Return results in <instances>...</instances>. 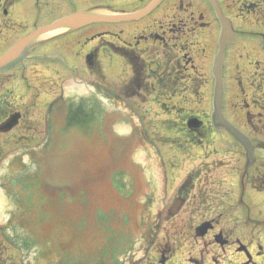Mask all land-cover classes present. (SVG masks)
<instances>
[{
    "label": "flooded vegetation",
    "instance_id": "flooded-vegetation-1",
    "mask_svg": "<svg viewBox=\"0 0 264 264\" xmlns=\"http://www.w3.org/2000/svg\"><path fill=\"white\" fill-rule=\"evenodd\" d=\"M20 2V0H0V56L10 50L22 37L37 27L44 26L37 25L33 21H20L18 11ZM218 2L224 13L233 21L234 40L237 41L239 37L249 39L252 37L253 42L264 54V0H218ZM146 3L142 4L140 8ZM174 3L175 14L172 18L153 19L150 25L144 26V20L142 26L138 23H130L136 20L109 23L107 31H96L92 37L86 38V45L92 42L94 45H91L88 52L82 58L79 57V60L64 59L63 55L55 50V47L46 43L50 37L40 38L29 45L21 62L0 73V166L33 165L36 151H46L47 139L53 133L55 124L51 119V114L56 109L55 106H65L64 103L67 101L69 105L72 104L76 107L77 97L80 96L78 107H81L82 98L86 96H83L84 93L79 90V86L80 88L85 86L92 90L93 97H99L100 94L105 95L106 93L114 108L118 106L124 108L122 111L119 107V113L114 111L107 132H110L112 124L135 122V119H143L144 116L147 118L146 113L142 114L143 118L137 114L134 107L154 105L162 108L168 107L171 103L174 112H176V119L167 118L170 123L167 120L166 127H164L166 131L162 130L161 135L150 134L149 126L145 124L146 121L143 122L144 124L137 122L132 124L131 130L125 138L112 139L106 152L105 166L99 167V163L92 162L91 166L96 170L95 179L97 177V181H100L102 172L114 166L115 173L111 174L110 185L114 187V190H119L122 185L127 186L124 178V173L128 170L126 167L135 166L132 162L133 159L130 158V153H134L135 149L142 148L144 145H151L152 151L159 156L160 164L158 166H165V169L161 170L162 175L166 174L162 181H167L168 186L171 184L174 186L171 203L174 206H179V209L175 214H171V205L162 211L158 210L153 227H150L146 232L144 227L147 222L140 217H148L146 208L155 196L150 190L149 192L144 191L141 177L143 175H140V184L138 187L131 184L129 194L114 193L111 195L109 193L111 191L106 194L107 202H112L117 212H120L118 208L122 205L120 204L121 199L116 198H123L131 202L132 213L127 215V212H123L122 215L123 223L128 225L127 234L130 237L138 234L145 236L146 249L152 248L156 238L160 236L161 244L157 247V251L161 253L162 242L167 241L171 231L166 228L163 222H168L174 217L173 215H178L185 204L190 202L192 205L189 206V211L184 212L186 216L184 219L188 220L185 230L192 234L193 239H203L202 243L205 242L208 250L206 252L211 257L223 256L222 253L232 252L233 249L235 254L239 251L243 254L245 247L240 244L239 239L234 240L231 237L229 230L225 234L223 229H219L209 219L198 223L192 221L193 219H203L201 209L204 207V210L207 211L209 203L207 199L210 191L207 169V135L211 130V124L207 121V110L204 108V106L207 107V101H203L204 104H202L200 99V102L196 103L195 91L199 83L207 87V43L204 42V45L201 46L199 41H207V26L209 25L207 7L211 10L212 8L207 0H174ZM245 15L252 19H247ZM247 28L254 30L248 31ZM203 33H205L204 36ZM62 45L60 43L58 47ZM257 65L256 68H258ZM69 76L75 82L76 88L70 99L65 101L63 98L64 85L68 83ZM181 92L188 94L187 100L189 97L191 98L188 100V105L184 106L185 108L179 107V102L173 101ZM72 105L70 107H73ZM67 110L69 113L68 107ZM72 110L73 108L71 112ZM71 112L69 115L72 114ZM260 113L264 119V113ZM149 122L152 125L150 130H152L155 127L158 128V122L161 121L156 119ZM151 139L157 143L160 142L162 147L156 148ZM167 141L175 143V148L169 149L168 146L171 143ZM166 146L168 147L167 151H163ZM177 146L179 148H176ZM173 152H177V154H172ZM166 156L170 158V161H165ZM193 156H195L194 159ZM187 158H190L189 160L192 162L190 166L193 168L185 175H181V166H185L182 160ZM163 159L165 163L162 161ZM196 160H203V162H196ZM141 164L136 165L142 166ZM156 169L159 170L158 167ZM146 172L149 176H154L153 169H147ZM172 172L174 176L169 177ZM241 174L244 177L247 175L243 171ZM38 179L35 174L31 175L32 188ZM145 179L144 181L150 184V180ZM93 181H95L94 177ZM255 184L252 182V190L255 189ZM162 185L163 182H161ZM140 195H143L141 208L137 206ZM88 196L82 195V198H85L88 204L89 202L92 204L85 205L84 208L86 212H89L91 207H96L94 215L96 214L95 218L99 219L105 210L97 205L99 203L94 195L92 199ZM14 201L17 202V198ZM238 201L243 205L249 202L243 198V195L238 197ZM109 208L108 203L106 209ZM245 208V211H250L248 205ZM11 213L14 225L11 231L0 226V264H15L17 262L11 254H14L13 251L18 252L19 250L17 205ZM85 217L87 218V216ZM205 222L210 223L211 226L203 231L201 226ZM109 225L112 229L118 227L116 223L113 225L112 221H109ZM121 225L122 223L119 224V226ZM91 234L89 235L90 240V237L95 235L94 232ZM106 235H109L108 241L104 237ZM102 236L100 242L103 246L108 242L106 246L111 247L120 241V239L113 241L111 234H102ZM80 238H78L77 247L80 249L84 247L82 249L84 251L88 248L89 243L87 244V241ZM177 238L178 234L171 240L176 242ZM79 239L82 241L81 244ZM166 249L168 248L166 247ZM198 249L197 251H199ZM197 253L199 254V252ZM207 253L206 256L204 255L205 257H207ZM246 255L249 257V254ZM69 263L80 264L79 257L77 256L76 259L73 256L62 258L59 264ZM222 263L219 262V264Z\"/></svg>",
    "mask_w": 264,
    "mask_h": 264
},
{
    "label": "rangeland",
    "instance_id": "rangeland-1",
    "mask_svg": "<svg viewBox=\"0 0 264 264\" xmlns=\"http://www.w3.org/2000/svg\"><path fill=\"white\" fill-rule=\"evenodd\" d=\"M20 1L21 2L18 7L20 21H33V23L37 25H46L62 16L75 12L86 11L99 6L101 7L98 8L100 11L115 9L117 11L130 12L136 8H140L142 4H145L150 0ZM174 7V0H165L156 8V10H154L153 14H148L141 20H136L130 23H138L142 26V21L144 20L143 25L146 26L152 24L153 19L166 20L172 18V16L175 14ZM204 14H206V12H204ZM246 18L252 19L250 16H246ZM207 22H209V25L207 26V41H199L201 46L204 45V42L207 43V87H204L202 83H199V86L195 91V98L196 103L198 101L200 102V99L202 104L207 101V107L204 106V108L207 110V121H210V114L212 111V90L214 82V79L211 75V64L213 56L217 50L219 24L216 21L213 11L208 7ZM108 25V22L94 23L90 24L89 26L78 28L77 30L62 31L54 35L46 43L48 45H52V47H55V50L61 53L65 59L68 57L69 61H71L70 59L79 60V57L82 58L89 50V46L85 44L87 41L86 38L92 37L96 31H107ZM247 30L253 31L254 29L247 28ZM204 35L205 33H203V36ZM250 38L251 39L239 37L237 41L229 44L226 48L224 61V93L222 103L223 113L227 120L238 130L246 133L253 142L255 148L253 163L251 168L247 169V175L244 177L241 174L246 163L244 150L231 136H229V134L224 131H216V133H214L215 130H212L211 127V130L207 135V169L209 173L208 178L210 184V191L207 199L209 203L207 204V211L201 206L203 219L199 218L192 220L198 223L205 220L207 221V219H209L212 220L219 229H223L226 232L225 234L230 231L231 237L234 240L239 239L240 244L245 247L243 254H241V251H239V253H236V255L235 252H233V249L232 252L227 251L226 253H222L224 254L223 256L218 255L211 257L209 253H207L208 250L205 242L202 243L203 239L198 238L195 240L191 236L192 234H189L185 230L186 221L188 220L184 219L186 217L184 212L189 211V206L192 205L190 202L185 204L178 215H173L174 217L171 220L168 222H163L166 228L171 231L170 237H168L167 241L164 240L162 242L160 247L161 253H158L157 251V247L161 244L159 239L160 236L156 238L157 240L153 244L152 248L146 249L145 238L141 237V235L137 237H130V235L127 234L128 225L123 223V212H127V215L132 213L131 202L123 198H116L121 199L120 204L122 207L118 208L120 212L115 210L116 207L112 204V202H103V194L101 191L103 192L104 189H108V187H106L105 181H103L104 183L102 185H97L93 189L94 196L97 199V203H99L97 205H100L101 208L103 207L105 210L99 219L95 218L96 214L94 215L97 210L96 207L93 206L91 209H89V212H86L84 206L89 204L86 202L85 198L84 201H78V199L75 197H70V199L67 198L68 201L64 202V205H57L58 209L52 208L48 210V217L44 216L40 218V222L35 228L33 237L34 242L49 240L53 243V247L58 250L61 241H63L64 245H68L71 242V239H73L72 237L75 235H77L76 238H79L83 235L85 242L87 241V243H90L89 235L94 232L97 240L93 238L95 243H92L94 244V246L91 247L92 250L89 248L88 252L87 249L81 252V250L78 248L71 249V247L74 248V246H70L69 252L71 253H68V257L73 256V258L76 259L78 256L80 264H90V262H95L96 264H219L220 261L223 262L222 264H264V119L260 113H264V54L259 50V46L253 42L254 39H252V37ZM60 43L63 45L58 47ZM258 63H261L262 65H259ZM256 65L258 68H256ZM74 84L75 83L72 82L69 76L68 83L64 85L65 91L63 98L65 101L70 99L72 92L75 93L74 89H72L74 88ZM84 95L86 94L84 93ZM187 95L188 94L181 92L173 101L179 102V107H184L185 105H188V100H191L190 97L188 100L186 99ZM87 97V102L91 103L92 101L90 104L91 108L87 110V114L88 116H92V114L94 115L92 118H94L95 121L97 120L98 124H93H96L97 128H102L99 125L100 118L102 120L107 119V117L110 119L115 112L119 113L118 110L120 106L114 108V106L109 103L110 99L106 93L105 95L100 94L99 97ZM109 104L110 106L108 107ZM71 105L72 104L69 105V109L71 112V109L73 108V112L76 107L74 105H72L73 107H70ZM133 109L141 116L142 114L145 115L146 113L147 118L145 116L143 118L142 116L143 119L137 118L135 119V122L144 124L143 122L146 121L145 124L149 126L150 134L157 133L161 135L162 130L166 131L164 127H166L167 120L169 118L176 119V112H174L171 103L168 105V107L164 106L162 108L152 105L147 107H134ZM120 110L123 111L124 108L121 106ZM97 114H99V119H97ZM156 119L161 121L158 122L159 127H155L150 130L152 125L149 121ZM169 121L170 120H168V122ZM135 122L131 121L127 122L126 124L119 122V124H112L110 127L111 133L106 132L107 127L104 128V126L101 131L98 129L96 134L98 137L105 135L106 139H110L112 137L115 138L118 136L123 137L125 134L122 133L121 130L124 128L127 132H129L131 130V125ZM77 125H79V129L82 132H88L89 130L94 131L93 127H91V123H89L87 120H85L83 123L78 122ZM51 139V145L53 146L52 150H54L55 155H58L62 151V147L67 145L76 147L81 139V136L74 134L72 137H70L56 132ZM151 141L156 148L160 149V147H162L160 142L157 143L154 139H151ZM167 142L171 143L170 146H168L169 149L173 147L175 148V143L172 141ZM144 146L146 150L144 149ZM144 146L142 148L140 147L139 149H135L134 153H130V158L133 159L132 162L135 166H132V168L128 166L126 167L128 169L126 170V182L127 185L132 184L138 187L140 184V178L142 177L144 191L149 192L150 190L151 193H154L155 197L149 203L150 208H148V210H152L154 216H150L149 214L148 217H141L148 222V227L152 228L154 224V218L156 217L154 210H156V212L158 210L162 211L165 208L167 209L168 206L172 204L171 198L174 194V186L172 184L168 186L167 181H162L163 176L166 177V174H161V170L163 171L165 166H158V164H160L159 156H157L155 152L152 151L151 145ZM168 147L166 146L163 148V151H167ZM176 148L179 147L177 146ZM100 152L101 151H97V156H100ZM174 153L177 154V152H173L172 154ZM194 157L195 156L192 158L194 159ZM37 158L38 157L35 156V159ZM87 158H84V160L87 161ZM167 158L168 157L166 156L165 161H170V158ZM180 158H182V156H180ZM189 159L190 158L182 160L185 163V166H181V175H185L193 168V166H190L192 162ZM39 161L40 160L38 158L37 162ZM162 161L165 163L164 159ZM197 161L203 162V160H196V162ZM101 162H103V159L100 156L97 163ZM53 163L58 162L53 161ZM53 163H50V166H46V169H44V167L39 163V166L37 167L41 173L45 170L46 176L48 174L49 168L51 173L47 184H45V190H48L46 193L50 196H57L60 194V190L64 185L62 183L63 178L61 177L60 173L61 166H56ZM140 163H142V166H137L140 165ZM73 164H79L78 159H76ZM157 167L159 170L156 169ZM168 167L170 168V166ZM110 168L111 169L107 170V172H111L113 174V169L115 167L113 166ZM73 169L75 170V168ZM147 169H153L154 176H149V174L146 172ZM40 175L41 177L38 179L37 183L42 185L45 179H43L42 174ZM92 175L94 176V174ZM140 175L143 176L140 177ZM172 175L174 176L173 172L171 175H169V177H172ZM145 178L150 180V184L146 183L147 181H144ZM161 182H163L162 186ZM252 182L254 184L256 183L255 188L257 189L252 190ZM84 190L86 195V192L89 191H87L88 189L86 188ZM120 190L124 194L127 193V187L124 185L120 187ZM81 192L82 191L80 190L77 191L78 194ZM41 194H45L44 190L41 191ZM242 195L246 198V201H249L248 204H240L238 197ZM2 197L3 199L0 200V210L3 214L6 208L5 193L2 194ZM80 198L81 197H79V199ZM39 201L40 203L37 204ZM41 202L42 201L40 197L37 196L36 198V195H32V201L28 202V204H26L23 209L30 210V212H26L31 213L32 206H37V210L41 211V209H39ZM56 203L58 202L55 200H50L48 205L57 207L54 206ZM108 203L110 208L106 209ZM73 204H76L77 206L83 205L77 210L79 214L75 216V218L70 213L71 209L67 208L69 205ZM247 205L250 208L249 212L245 211V207H247ZM2 214L0 218H2ZM85 216H87V218ZM23 221L24 224L20 225L21 229H24L26 225L29 224L31 217L24 219ZM109 221H112L113 225L116 223L118 227H114L112 229V227L109 225ZM121 223L122 225L119 226ZM67 226H70L68 231L71 233H67L69 235L68 238L71 237L70 239H66V232L64 229H66L65 227ZM21 232L19 235V240H21L19 241V250L18 252L16 250L13 251L14 254L11 253L12 258L14 256V259L17 261L15 264H30L34 262V258H43L45 256V254H43L44 250L37 251V249H34L35 244L30 243L32 241V236H30V239L28 238V240L22 241L26 236H28V232L23 230ZM102 234H111V236H113V241L116 239H120V241H118L116 245L113 244L111 247L106 246L108 242L105 244V246H103V244L100 242L101 238L103 237ZM177 234L178 238L176 239V242H173L171 239L173 237L175 238ZM108 236L109 235L104 236L105 239H107L106 241H108ZM155 236L156 235L154 234V237ZM130 241L131 243H129ZM38 245L39 244L36 243V246ZM108 247H110V249H107ZM166 247L168 249H166ZM9 248L11 249L10 244ZM83 248L84 247L81 249ZM197 249L199 251H197ZM168 250L172 251L168 252ZM92 251L95 254H93ZM197 252H199V254ZM53 253V256L51 258L47 257L46 261L49 263L59 262L61 252L53 251ZM206 253L207 257H205ZM200 254L202 255L199 256ZM246 254H249V257H251L249 258ZM161 259L169 260L166 263H164L162 260L163 263H161Z\"/></svg>",
    "mask_w": 264,
    "mask_h": 264
},
{
    "label": "water",
    "instance_id": "water-1",
    "mask_svg": "<svg viewBox=\"0 0 264 264\" xmlns=\"http://www.w3.org/2000/svg\"><path fill=\"white\" fill-rule=\"evenodd\" d=\"M163 0H152L148 5L138 12L131 14H122L114 16H96L90 13H75L70 16L61 18L54 23L37 28L31 34L23 37L19 40L7 53L0 56V72L6 71L15 64L21 62L26 54V50L34 41L39 37L61 29L63 27H78L80 25L102 20H128V19H139L149 13ZM215 12V15L220 23L221 31L218 38V48L216 54L213 58L212 63V77L214 79L213 85V96H212V113L211 122L216 131H220L225 128L244 148L246 157L245 170L251 167L253 162V147L249 138L239 131L234 125H232L222 113V97H223V61L225 57V49L228 43H232L234 40L233 26L229 18H227L221 7L219 6L217 0H208ZM175 210H173L174 212ZM209 226L207 224L203 225V229L206 230Z\"/></svg>",
    "mask_w": 264,
    "mask_h": 264
},
{
    "label": "bare ground",
    "instance_id": "bare-ground-1",
    "mask_svg": "<svg viewBox=\"0 0 264 264\" xmlns=\"http://www.w3.org/2000/svg\"><path fill=\"white\" fill-rule=\"evenodd\" d=\"M57 169H58V167H57ZM77 210H78V209L75 210V213H77Z\"/></svg>",
    "mask_w": 264,
    "mask_h": 264
}]
</instances>
